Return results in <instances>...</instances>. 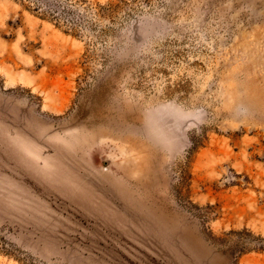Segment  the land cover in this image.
<instances>
[{
	"label": "rangeland",
	"instance_id": "1",
	"mask_svg": "<svg viewBox=\"0 0 264 264\" xmlns=\"http://www.w3.org/2000/svg\"><path fill=\"white\" fill-rule=\"evenodd\" d=\"M72 5L0 0V264H264V0Z\"/></svg>",
	"mask_w": 264,
	"mask_h": 264
},
{
	"label": "trees",
	"instance_id": "2",
	"mask_svg": "<svg viewBox=\"0 0 264 264\" xmlns=\"http://www.w3.org/2000/svg\"><path fill=\"white\" fill-rule=\"evenodd\" d=\"M34 11L42 13L44 16H48L58 22L65 21V13L72 11V1L76 0H27ZM71 28H74L75 23H67ZM245 234H250L245 229L242 231ZM261 248V247H260Z\"/></svg>",
	"mask_w": 264,
	"mask_h": 264
}]
</instances>
